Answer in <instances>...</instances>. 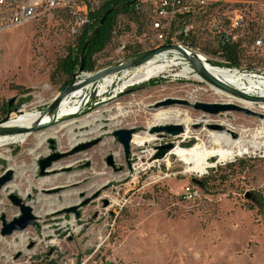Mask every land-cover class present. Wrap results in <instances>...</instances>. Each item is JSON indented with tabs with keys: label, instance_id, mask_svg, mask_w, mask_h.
I'll return each mask as SVG.
<instances>
[{
	"label": "rangeland",
	"instance_id": "obj_1",
	"mask_svg": "<svg viewBox=\"0 0 264 264\" xmlns=\"http://www.w3.org/2000/svg\"><path fill=\"white\" fill-rule=\"evenodd\" d=\"M138 1L139 16L117 18L110 43L93 57V72L76 73L74 84L122 61L133 50L143 52L168 44L188 47L204 56L211 66L224 64L211 22L230 32L232 42L238 43L241 56L237 69L254 70L257 72L248 73L264 76V52L251 50L255 32L263 29L264 0L191 3L182 20L172 21L154 14L158 0ZM85 2L97 9L102 0ZM11 14L0 8V121L8 113L10 118L25 109L41 115L45 112L65 81L55 73L57 64L73 49L78 35L72 34L73 20L64 11L43 12L17 26L11 24ZM234 14L242 16L243 25L231 32L229 23ZM155 22L159 28L154 27ZM182 26L190 29L189 37L180 36ZM180 68L172 67L168 73L129 87L110 101L115 85L104 96H98L95 83L85 90L87 98L79 114L30 133L24 143L0 147V178L12 171L11 181L0 187V218L4 216L10 222L19 215L9 195L22 199L33 212H41L39 228L23 231L27 236L24 246L18 247L16 234L0 236V264H264V148L227 161L212 157L210 168L201 176L186 173L185 165L175 156L166 155L169 163L164 161L166 156L153 160L156 148L168 144L185 149L195 144L214 148L208 143L210 134L225 131L210 127L218 126L239 136L243 127L253 133L261 121L264 124V118L240 112L208 115L186 106L153 110L152 106L165 99L184 100L191 105L231 104L244 109L242 104L228 103L208 84L193 79L194 73L180 77ZM151 80L158 83L150 85ZM106 99L109 102L102 103ZM259 107L255 103L254 109H245L264 117ZM176 111L190 120L189 137L154 133L152 142L140 148L130 145L129 159L124 158L113 131L135 129L134 134L148 133L153 116ZM120 112L125 116L116 118ZM93 114L101 116L96 124L102 125L103 133L70 147L65 133L59 130L60 124L85 120ZM118 121L121 125L111 128ZM37 132L53 136L30 153ZM93 141L97 143L89 149L52 162L45 174L39 175L41 159ZM108 158L112 165L107 163ZM9 183V187L15 185L27 194L22 196L17 190L9 193L10 188L2 190ZM186 188L192 198L184 194ZM64 195H71L79 204L52 207L50 211L47 202L52 199L62 203ZM37 200H41L40 205ZM72 208L76 212H66Z\"/></svg>",
	"mask_w": 264,
	"mask_h": 264
},
{
	"label": "bare ground",
	"instance_id": "obj_2",
	"mask_svg": "<svg viewBox=\"0 0 264 264\" xmlns=\"http://www.w3.org/2000/svg\"><path fill=\"white\" fill-rule=\"evenodd\" d=\"M187 54L189 53L187 52ZM198 56L200 61L204 64L206 70L215 78L223 81L229 86L247 95L264 98V76L260 77L259 75L245 74L238 72L236 70L230 71L224 68L213 67L207 64L204 56L200 54H198ZM184 61L186 60L176 50H171L169 52L162 53L154 57L145 65L135 69L131 74H129V71H123L121 72L120 76L117 74H112L103 78L101 81L97 82L96 85L98 90V96H104V94L107 92V89L115 85V89L113 90L114 96L112 97L114 98L115 96H118V94L123 93L129 87L146 82L151 78H157L163 75L164 73H168L170 68L176 66L181 67L180 77L187 78L188 76L192 75L191 73L194 72L191 71L190 66L187 64V62L185 63ZM192 78L197 81H201V79H199L195 74L192 76ZM91 87L92 84H87L82 88L80 87L74 90L67 97H65L62 100L61 105L58 109L56 122H60L63 119L79 114L82 110V107L84 106L85 99L87 98L85 90H90ZM209 87L218 96L227 98L228 103L232 101H236L242 104L244 109L245 108L254 109L255 103L253 102L244 101L242 99L233 97L225 92H222L214 87L211 86ZM107 102H108L107 99L102 101V103H107ZM259 104H260L259 107L260 110L264 112V102H259ZM158 109H153V110H158ZM40 115L41 114L38 113L37 111L30 112L25 109L22 112L20 111L17 115L10 117L7 126L30 128L38 120ZM120 115L125 116L124 113L120 112V114L116 116V118L119 117ZM100 118L101 116L99 114H93L90 118H87L85 120H70L68 122L64 121L63 124H60L59 130L65 133L67 141L69 142V146L74 147L80 143H84V141H87V139H89L90 137L98 136L103 133V131L101 130L102 125L96 124V122H99ZM49 121L50 118L48 117V115H45L42 118L41 123L47 124ZM171 122H174L177 125L183 124L184 131L180 136L183 138L189 137L190 131L188 125L190 123V120L186 117L182 118L181 114L178 111L174 113H167V112L157 113L155 116H153L152 122L149 123V125H152L150 126L151 128L155 126L168 125L171 124ZM261 122L262 123L260 124L258 129L255 130V132L253 133L249 129H246L244 127L241 128L239 130L240 132L239 136L228 130L223 129L219 131L216 129V127H210L211 130H216L219 132L225 131L222 133L210 134L208 143L214 146V148L208 149L202 144H195L194 146L188 149L175 147L167 154L175 156L183 165H185L186 173L194 172L201 176L206 172L208 168H210L209 160L212 157L218 158L219 161L221 162V161L232 160L240 156L255 154L257 151L262 150L264 148V124L263 121ZM119 125H121L120 121H118L117 123H113L111 128L117 127ZM75 129H78V132H75ZM81 129H84V131L81 132L80 131ZM56 133L57 131L53 132L54 135ZM53 134H45V133L37 132V134L35 135L37 137V142L34 150L30 151V153H33L35 150L39 149L43 145V143L47 140V138L50 139L49 137L53 136ZM28 135L31 134L9 137V138H0V147L7 146L10 143H20V144L24 143L28 138ZM153 140H155V136L152 134L138 133L132 135L130 145L140 148L146 145L147 143L152 142ZM164 161L169 163L168 156L165 157ZM156 162L158 161H155L154 163ZM10 184L11 183L3 187L2 190L10 188L9 193H13V190H17L19 191L20 194H22V196H25L27 194V193H21L19 188L15 185L9 187ZM36 203L40 205L41 200H37ZM47 203L50 208L49 210L52 211L51 210L52 207L62 208V207L70 206L72 204H76L78 203V201L77 199L73 200L71 195H64L62 203H59L57 200H52V199H50L49 202ZM30 208L32 209L31 206ZM32 213L34 214V216L38 218L41 212L40 210L37 212L36 211L33 212L32 209ZM70 223L73 225L74 222L70 220ZM14 234L17 235V241L19 243L18 247L24 246V244L27 241V236H25L24 232L13 233L12 235Z\"/></svg>",
	"mask_w": 264,
	"mask_h": 264
},
{
	"label": "water",
	"instance_id": "obj_3",
	"mask_svg": "<svg viewBox=\"0 0 264 264\" xmlns=\"http://www.w3.org/2000/svg\"><path fill=\"white\" fill-rule=\"evenodd\" d=\"M102 23V21H101ZM98 29H96L92 36L93 37ZM88 43V42H87ZM87 45V44H86ZM171 50L178 51L183 58L186 60L187 64L190 66L191 71L194 72V74L201 79L202 82L208 84L211 87H214L222 92H225L233 97L242 99L244 101L253 102V103H259L264 102V98L260 97H254L247 95L241 91L236 90L235 88L229 86L228 84L224 83L223 81L215 78L212 76L205 68L204 64L200 61L198 54H196L191 49L179 46V45H161L155 49L147 50L140 52L138 54H135L131 57L125 58L122 61L105 68L103 70H100L92 75L86 76V78L76 84L72 82L70 85L64 87L55 97L52 98L48 106L46 107L45 112L39 116L38 120L33 124L30 128H20V127H11L7 126V123L9 121V113L4 117L3 120L0 121V138H9V137H15V136H22L26 134H30L33 132H36L42 128H46L49 125L56 123L57 120V112L61 105L62 100L67 97L71 92L78 88H82L83 86L87 84L94 85L95 83L101 81L103 78L112 75V74H118L123 71H131L134 69H137L138 67H141L148 63L150 60H152L154 57L169 52ZM187 52L189 54H187ZM83 70V63H81V67L79 68V73H81ZM123 95V93L118 94V96ZM116 97V96H115ZM114 97V98H115ZM114 98L109 99L112 100ZM108 101V102H109ZM12 101L8 103V106ZM170 106H186L190 107L196 111H200L204 114L208 115H217L224 112H240L247 114L249 116H254L256 118H259L260 120L264 117L262 115H256L252 112H249L246 109L239 108L237 106L231 105V104H203V103H196L194 105L189 104L188 102L184 100H178V99H165L162 102H159L152 106V109H158V108H169ZM48 115L50 118V121L47 124H42V118ZM217 130L221 131L223 130L221 127L214 126ZM184 131V128L182 125L177 124H168L163 126H155L151 127L148 131L149 134H160L164 136H171V137H178L180 136ZM135 133V129H118L112 132V136L116 140V142L120 145L122 149L123 156L126 160H128V157L130 156V143L132 135ZM97 142L93 141L87 144H83L80 146L75 147L73 150L69 151L65 154H52L51 156L47 157L46 159H41L38 162L39 165V175L43 176L45 174V171L50 168L52 162H56L63 157H66L68 155H73L77 152L84 151L95 145ZM50 144H53L52 141H50ZM172 144L163 145L156 148V154L153 156V160H160L162 159L168 152H170L173 149ZM54 149V147H52ZM111 158L107 159V163L109 165H112ZM12 171H6L5 174L0 178V187L5 185L6 183L11 181ZM8 199L12 206L16 207L19 211V215L16 218H13L10 222H7L4 216H1V228H0V236L1 237H8L11 236L13 233L22 232L26 230L28 227H35L39 228L37 224L38 218L34 216L32 213V209L28 207L26 204L23 203L22 199L15 195H9ZM75 208L66 210V212H76Z\"/></svg>",
	"mask_w": 264,
	"mask_h": 264
},
{
	"label": "built area",
	"instance_id": "obj_4",
	"mask_svg": "<svg viewBox=\"0 0 264 264\" xmlns=\"http://www.w3.org/2000/svg\"><path fill=\"white\" fill-rule=\"evenodd\" d=\"M86 0H0V8H3L7 11H11V24L12 25H21L25 24L32 19H35L43 12H49L54 10L66 12L71 19L73 20L71 32L72 34H79L80 30L88 22V5L85 2ZM158 6L154 11L161 19L171 18V21L176 18H181L186 15L187 4L194 3L195 5H205L214 0H158ZM188 5V6H189ZM184 25V22H183ZM243 25V18L239 14H234L230 19L229 27L230 31L234 32L240 29ZM155 28H159V23L155 22ZM210 29L217 35L218 45L224 46L226 44H231L234 41L233 35L226 30H222L218 23L211 22ZM179 34L182 38H187L190 35V29L188 27L182 26L180 28ZM162 35H159V38L162 39ZM181 46V45H179ZM188 48V47H187ZM124 50V46L120 48V52ZM251 50L264 52V24L263 29L259 32H255L254 38L251 40ZM196 53V52H195ZM198 54V53H196ZM207 62V61H206ZM207 64H209L207 62ZM224 64H227L226 62ZM223 64V65H224ZM217 67V66H214ZM224 68L227 70H236L245 74H254L248 72H257V71H246L237 68ZM260 77L262 75H259ZM184 194L187 198H192V192L189 188L184 190Z\"/></svg>",
	"mask_w": 264,
	"mask_h": 264
},
{
	"label": "trees",
	"instance_id": "obj_5",
	"mask_svg": "<svg viewBox=\"0 0 264 264\" xmlns=\"http://www.w3.org/2000/svg\"><path fill=\"white\" fill-rule=\"evenodd\" d=\"M140 6L141 3L138 0H102L97 9L88 7L87 24L77 35L73 49L69 50L66 57L56 67L55 73L65 78L62 89L72 83L74 75L79 72L81 63H83L81 73L93 72V57L102 52L110 43L114 36L117 18L120 16H133L137 18L139 16ZM96 29L98 31L91 37ZM217 52L227 64H213V66L226 68H237L239 66L241 55L238 49V43L233 42L224 46L219 45ZM138 53H140V50H133L125 58ZM157 83V80L149 81L150 85H156Z\"/></svg>",
	"mask_w": 264,
	"mask_h": 264
},
{
	"label": "flooded vegetation",
	"instance_id": "obj_6",
	"mask_svg": "<svg viewBox=\"0 0 264 264\" xmlns=\"http://www.w3.org/2000/svg\"><path fill=\"white\" fill-rule=\"evenodd\" d=\"M128 159H129V157H128ZM112 162V161H111Z\"/></svg>",
	"mask_w": 264,
	"mask_h": 264
}]
</instances>
